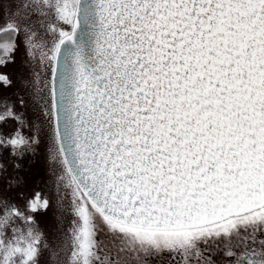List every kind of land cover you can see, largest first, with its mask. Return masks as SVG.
Listing matches in <instances>:
<instances>
[{
  "label": "snow or ice",
  "instance_id": "snow-or-ice-1",
  "mask_svg": "<svg viewBox=\"0 0 264 264\" xmlns=\"http://www.w3.org/2000/svg\"><path fill=\"white\" fill-rule=\"evenodd\" d=\"M29 12L50 46L21 27ZM4 19L0 65L23 31L50 72L33 85L72 219L50 245L0 201V264L45 249L50 264H216L209 244L224 264H264V0H19ZM48 205L37 191L28 210Z\"/></svg>",
  "mask_w": 264,
  "mask_h": 264
},
{
  "label": "rangeland",
  "instance_id": "rangeland-1",
  "mask_svg": "<svg viewBox=\"0 0 264 264\" xmlns=\"http://www.w3.org/2000/svg\"><path fill=\"white\" fill-rule=\"evenodd\" d=\"M18 2L19 0H0V25L5 22L7 13L16 11ZM17 18L22 28L27 25L36 32L33 38L35 44L50 46V34L47 33L46 27L39 23L42 17L29 12L27 15L20 13ZM18 44L13 54L14 59L0 65V74L7 76L11 81L8 85L0 82V111L9 106L20 119L9 118L0 122V139L19 132L30 142L26 147H17L15 152L10 145L0 143V201L15 205L25 215L34 216L44 238L53 245L60 242L62 229H66L72 219L69 210L72 192L58 179L61 164L58 158H54L55 145L51 125L33 85L34 72H42L45 76H50V72L46 70L45 64L41 63V48H30L23 31L18 37ZM37 191L47 197L49 205L47 209L30 212L28 201ZM2 207L0 204V210ZM16 223L20 224V221L17 220ZM101 235L103 236V233ZM105 242L109 243L107 240ZM128 259L130 264H136L133 254L130 253ZM62 260L63 254L61 261L52 264H61ZM40 264H50L46 249L40 257Z\"/></svg>",
  "mask_w": 264,
  "mask_h": 264
},
{
  "label": "flooded vegetation",
  "instance_id": "flooded-vegetation-1",
  "mask_svg": "<svg viewBox=\"0 0 264 264\" xmlns=\"http://www.w3.org/2000/svg\"><path fill=\"white\" fill-rule=\"evenodd\" d=\"M208 248L211 250L209 254L212 256L216 264H224L225 261L233 259V257L226 256L223 252L217 251L214 244H209ZM233 251L238 250L234 249ZM144 260L146 264H156V258L154 256H147Z\"/></svg>",
  "mask_w": 264,
  "mask_h": 264
}]
</instances>
